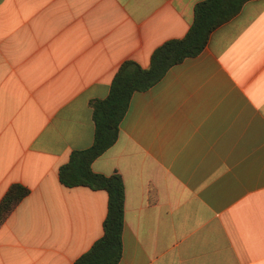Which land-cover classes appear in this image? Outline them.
<instances>
[{
	"label": "crops",
	"instance_id": "0c3cea01",
	"mask_svg": "<svg viewBox=\"0 0 264 264\" xmlns=\"http://www.w3.org/2000/svg\"><path fill=\"white\" fill-rule=\"evenodd\" d=\"M204 0H0V264H73L104 235L105 190L65 187L93 145L92 101L128 60L183 38ZM125 186L119 264H264V0L134 93L117 142L92 164Z\"/></svg>",
	"mask_w": 264,
	"mask_h": 264
},
{
	"label": "trees",
	"instance_id": "16d2710c",
	"mask_svg": "<svg viewBox=\"0 0 264 264\" xmlns=\"http://www.w3.org/2000/svg\"><path fill=\"white\" fill-rule=\"evenodd\" d=\"M251 0H204L195 6L194 21L183 38L171 39L159 46L148 68L125 61L117 71L105 99L92 101L95 137L93 145L74 151L67 164L60 168V181L68 188L83 186L108 193V214L104 235L73 264H119L123 254L125 186L118 173L106 176L92 170L93 162L118 140L120 124L132 96L146 91L164 78L169 69L185 58L196 56L207 47L212 33L233 19ZM31 190L13 184L0 201V228Z\"/></svg>",
	"mask_w": 264,
	"mask_h": 264
}]
</instances>
